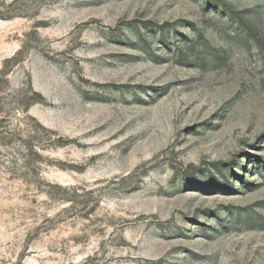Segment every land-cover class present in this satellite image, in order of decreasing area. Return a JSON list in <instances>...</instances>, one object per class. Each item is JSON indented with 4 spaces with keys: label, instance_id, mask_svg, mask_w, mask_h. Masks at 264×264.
<instances>
[{
    "label": "rangeland",
    "instance_id": "1",
    "mask_svg": "<svg viewBox=\"0 0 264 264\" xmlns=\"http://www.w3.org/2000/svg\"><path fill=\"white\" fill-rule=\"evenodd\" d=\"M218 5L0 0V264H264V0Z\"/></svg>",
    "mask_w": 264,
    "mask_h": 264
},
{
    "label": "trees",
    "instance_id": "2",
    "mask_svg": "<svg viewBox=\"0 0 264 264\" xmlns=\"http://www.w3.org/2000/svg\"><path fill=\"white\" fill-rule=\"evenodd\" d=\"M219 2H220V0H208V3H209V5L210 6H219L218 4H219ZM221 7H220V11H221V13L223 14V15H226V13L229 11V9H227L224 5H220Z\"/></svg>",
    "mask_w": 264,
    "mask_h": 264
}]
</instances>
